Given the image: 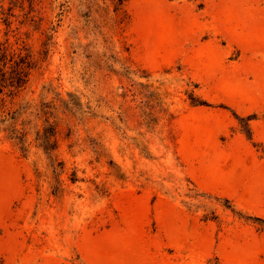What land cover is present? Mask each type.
Instances as JSON below:
<instances>
[{
	"label": "rangeland",
	"instance_id": "1",
	"mask_svg": "<svg viewBox=\"0 0 264 264\" xmlns=\"http://www.w3.org/2000/svg\"><path fill=\"white\" fill-rule=\"evenodd\" d=\"M0 46V264H264V0H0Z\"/></svg>",
	"mask_w": 264,
	"mask_h": 264
},
{
	"label": "trees",
	"instance_id": "2",
	"mask_svg": "<svg viewBox=\"0 0 264 264\" xmlns=\"http://www.w3.org/2000/svg\"><path fill=\"white\" fill-rule=\"evenodd\" d=\"M19 62H14L16 71L14 75L11 77L7 73V71L4 69L6 67H12V56H10L7 52L6 49L3 48V46H0V61L2 62V67H1V73H0V91L3 89L5 86L9 87H20L22 86L25 81H26V76H27V69H29V65L26 63V61H22L23 57H20ZM46 136L45 138H47ZM48 142V141H46Z\"/></svg>",
	"mask_w": 264,
	"mask_h": 264
},
{
	"label": "crops",
	"instance_id": "3",
	"mask_svg": "<svg viewBox=\"0 0 264 264\" xmlns=\"http://www.w3.org/2000/svg\"><path fill=\"white\" fill-rule=\"evenodd\" d=\"M259 109L258 110H261L262 112H264V83H263V86H262V90H261V98H260V102H259ZM260 121H261V124H262V136H263V140H264V119H257V123L260 124Z\"/></svg>",
	"mask_w": 264,
	"mask_h": 264
}]
</instances>
